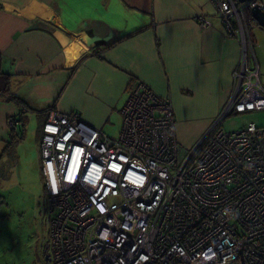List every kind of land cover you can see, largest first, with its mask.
<instances>
[{
	"label": "built area",
	"instance_id": "obj_1",
	"mask_svg": "<svg viewBox=\"0 0 264 264\" xmlns=\"http://www.w3.org/2000/svg\"><path fill=\"white\" fill-rule=\"evenodd\" d=\"M210 1L243 53L231 97L188 154L179 155L170 99L141 81L116 135L75 110L43 123L46 264H264V126L220 128L231 114L264 110L258 64H247L250 9L264 0Z\"/></svg>",
	"mask_w": 264,
	"mask_h": 264
},
{
	"label": "crops",
	"instance_id": "obj_2",
	"mask_svg": "<svg viewBox=\"0 0 264 264\" xmlns=\"http://www.w3.org/2000/svg\"><path fill=\"white\" fill-rule=\"evenodd\" d=\"M200 18L209 25L200 26ZM250 35L247 64L255 58L260 72L264 28L255 24ZM0 53L13 94L31 110H49L48 117L75 110L105 133L121 116L131 85L141 81L170 99L182 138L177 111L220 114L243 48L225 34L210 0H0ZM18 114L0 100V161L8 152L9 120L17 127Z\"/></svg>",
	"mask_w": 264,
	"mask_h": 264
},
{
	"label": "rangeland",
	"instance_id": "obj_3",
	"mask_svg": "<svg viewBox=\"0 0 264 264\" xmlns=\"http://www.w3.org/2000/svg\"><path fill=\"white\" fill-rule=\"evenodd\" d=\"M259 75L264 85V67ZM186 109L177 111L183 126L182 138L176 128L179 155L182 157L199 143L219 116L211 110ZM41 123V117L28 115L23 137L8 149L0 161V264H46V191L37 139ZM248 123L264 126V110L231 114L221 122L220 128L235 131ZM120 125L121 116L116 114L106 124L104 132L116 135ZM20 129L18 125L16 133Z\"/></svg>",
	"mask_w": 264,
	"mask_h": 264
},
{
	"label": "trees",
	"instance_id": "obj_4",
	"mask_svg": "<svg viewBox=\"0 0 264 264\" xmlns=\"http://www.w3.org/2000/svg\"><path fill=\"white\" fill-rule=\"evenodd\" d=\"M12 75L4 69L3 67V58L0 53V100L4 102H9L14 104L18 109H19V126H21V129L19 133H16V127H12L10 131V142L7 144V150L20 138L23 137L24 135V125L25 122L27 121L28 117L26 116L27 112H33L41 116L42 121H45L46 118L48 117L49 110L46 111H34L28 108L26 103L19 98L18 96L13 94L12 90ZM42 130V129H41ZM40 130V132H42ZM41 136V133H40Z\"/></svg>",
	"mask_w": 264,
	"mask_h": 264
},
{
	"label": "water",
	"instance_id": "obj_5",
	"mask_svg": "<svg viewBox=\"0 0 264 264\" xmlns=\"http://www.w3.org/2000/svg\"><path fill=\"white\" fill-rule=\"evenodd\" d=\"M237 1L243 2L245 0H237ZM250 15L258 26L264 28V9L255 6L250 9Z\"/></svg>",
	"mask_w": 264,
	"mask_h": 264
}]
</instances>
